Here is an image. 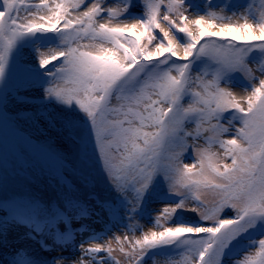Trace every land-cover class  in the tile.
<instances>
[{
  "label": "snow or ice",
  "instance_id": "6c2138e0",
  "mask_svg": "<svg viewBox=\"0 0 264 264\" xmlns=\"http://www.w3.org/2000/svg\"><path fill=\"white\" fill-rule=\"evenodd\" d=\"M252 8L0 0V124L20 134L23 162H52L57 183L51 195L18 191L0 164V264H121L114 251L127 264H157L168 249L181 257L169 264H264V0L258 16ZM29 45L38 68H26L29 87L9 90L15 52ZM235 73L248 79L246 95L228 86ZM41 125L59 126L61 150L34 142L30 129ZM66 162L78 173L70 186ZM21 171L12 170L18 180ZM94 173L112 200L90 190ZM153 197L164 207L152 227L129 236ZM97 209L108 215L101 232L83 222ZM113 227L125 234L93 242ZM20 234L25 243H12Z\"/></svg>",
  "mask_w": 264,
  "mask_h": 264
},
{
  "label": "rangeland",
  "instance_id": "374dc122",
  "mask_svg": "<svg viewBox=\"0 0 264 264\" xmlns=\"http://www.w3.org/2000/svg\"><path fill=\"white\" fill-rule=\"evenodd\" d=\"M196 3L203 5V0H195ZM216 3H236V4H243L248 5L252 4L253 8L251 10V14L258 16L260 8H261V2L262 0H214ZM219 11V10H217ZM230 14V13H229ZM239 22H243L242 20ZM47 48H41L40 52L47 53ZM257 55V54H253ZM39 53L33 51V47L31 45L21 47L18 51L15 52L14 55V63L16 64L17 71L15 75L12 78V81L9 86V90H15L16 88H25L29 87L28 81L32 78H24V69L23 67L26 66H32L33 68H38V61H39ZM251 67L255 68L256 64L253 63ZM254 75L257 77L260 76V73L255 72ZM233 81L231 85H228L232 91L237 96L246 95V87H248V79L245 78L244 73H235L233 75ZM30 95H37V92L34 90ZM226 122V121H225ZM10 128L5 126V123L0 124V164H2L10 173V187L14 188L18 191H31L37 196H43L45 192H47L49 195H51L52 191L57 188L56 180L53 179L54 173H51L49 171L50 167L52 166V162L50 161H40L39 166L36 168H32L30 163L22 162L18 155L17 151H19L21 139L17 137L15 133V129L11 124ZM31 134L33 136L34 142H47L50 143L53 148L56 150H61L64 145L62 142V137L60 134V129L58 125H41L38 127H32L30 129ZM191 143V141H189ZM200 145L203 146L204 141L201 139L199 141ZM218 150V149H213ZM31 151V149H29ZM191 155H186L184 158V163H192L193 158L195 156V153L191 152V149L189 150ZM71 158H69L70 160ZM230 162V161H229ZM23 165V171H21L20 175L22 179H16V173L12 172L14 168L19 167V165ZM66 176L67 179L64 180L61 177V182L65 183L67 185H71L72 181L74 179H78V173H75L72 165L70 162L65 163L64 169L61 170ZM94 180L93 185L90 187L91 191H94L96 196L99 197L101 200H112L113 193L111 192L108 185L99 177L98 174L94 173ZM25 180L31 184V187L28 188L25 186ZM83 194V193H82ZM206 198L211 201L212 195L207 194ZM164 207V204L159 201L157 198L153 197L151 200H149L145 204V214L143 217H138L137 221L134 222L135 224V231L134 233L129 231L128 235L132 236L133 234L135 236H139L141 234V229L146 231L149 228L152 227V220L154 216L158 213V210L162 209ZM187 219L195 218L194 213L191 212H184L182 213ZM99 217V219H97ZM108 221V215L107 213L101 212L99 209H97V215L94 216L91 220H85L83 221L86 224H90L92 228L96 230V232H101L105 226L107 225ZM22 230H18L20 233ZM125 229L123 228H116L113 227L112 231L108 233V235L105 237L104 240L100 241H93L103 243L107 239L111 238L113 233L116 235L123 236L125 234ZM88 233L85 232L84 236H87ZM77 241H79V237H77ZM12 243L14 244H21L25 243L24 237L22 234H20V239L13 240ZM33 246L38 247L35 243H31ZM113 248H116V242L112 241ZM11 251V249H9ZM243 251V249H241ZM116 253L117 259L121 261V264H127L126 259L118 252L114 251ZM180 250L179 249H168L167 252L164 253H156L158 255H155L154 259L157 262V264H169L172 260H180ZM71 254L69 253H65ZM57 255V253L52 252L50 254H46V256H53ZM101 255H104L103 253ZM5 258L11 259V256L6 255ZM148 264H153V260L149 259Z\"/></svg>",
  "mask_w": 264,
  "mask_h": 264
},
{
  "label": "bare ground",
  "instance_id": "6f19581e",
  "mask_svg": "<svg viewBox=\"0 0 264 264\" xmlns=\"http://www.w3.org/2000/svg\"><path fill=\"white\" fill-rule=\"evenodd\" d=\"M17 234H19L18 231H17ZM78 237H79V236H78ZM19 239H20V238H19ZM79 239H80V237H79ZM30 250L36 252V253L39 254V255L50 254V253H40L39 250H38V247L33 246V244H31V246H30ZM55 253H56V252H55Z\"/></svg>",
  "mask_w": 264,
  "mask_h": 264
},
{
  "label": "trees",
  "instance_id": "16d2710c",
  "mask_svg": "<svg viewBox=\"0 0 264 264\" xmlns=\"http://www.w3.org/2000/svg\"><path fill=\"white\" fill-rule=\"evenodd\" d=\"M113 255H114V256H116V253H115V252H113ZM116 257H117V256H116ZM118 259H119V258H118Z\"/></svg>",
  "mask_w": 264,
  "mask_h": 264
}]
</instances>
